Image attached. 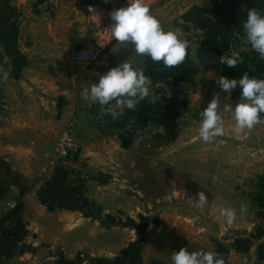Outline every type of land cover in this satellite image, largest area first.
Listing matches in <instances>:
<instances>
[{"label": "crops", "instance_id": "obj_1", "mask_svg": "<svg viewBox=\"0 0 264 264\" xmlns=\"http://www.w3.org/2000/svg\"><path fill=\"white\" fill-rule=\"evenodd\" d=\"M49 1L56 8L54 17L38 27L30 21L31 0H0V76L8 73L6 80H0V159L28 180L47 168L51 158L47 145L59 137L56 125L60 122L62 126L71 119L79 123L86 114L80 95L91 85L85 74L71 90L62 80L64 70L54 68L60 66L55 62L68 59L67 55L50 53L49 48L73 51L94 39L97 24L90 17L94 15L89 8L95 12L98 5L94 3L93 7L89 0ZM248 8L264 12V0H216L213 4L206 0L152 2L150 11L162 28L183 36L189 45L184 62L173 68L141 56L145 75L158 80L161 86L163 83L168 97H173L161 107L147 104V112L158 108L161 116L167 114L164 120L157 119V124L160 121L177 124L178 136H192L185 127L198 125L200 111L212 99L211 95L218 93L221 94L218 110L222 112L224 126L234 125L223 109L238 101L241 90L239 86L230 94L220 90L215 81L221 75L228 76V72L224 65L216 63L232 34L244 32L242 22ZM14 12L21 15L18 23L11 21ZM121 44L124 46L119 41L110 44L91 72H103L128 60L139 66V55L129 50V44H126L128 53L114 52ZM260 59L261 63L241 62L231 68L236 71L234 78L239 79L245 72L264 78V58ZM53 77L57 78L55 82L50 79ZM58 108L61 112L53 124L50 112ZM50 124L55 125L53 132L49 131ZM221 139L226 144L218 145L215 165L194 168L186 162L178 166L210 194L204 209L195 206V196L170 198L167 206L150 211L151 219L142 229L139 215L136 219L132 212L120 215V219L133 218L136 227L125 224L107 227L77 212H43L38 201L32 210L29 200L34 187L22 197L26 209L23 224L28 228V237L22 242L8 233L1 237L0 259L14 264H58L62 260L81 264L76 257L86 255L92 262L82 260L84 264L94 261L115 264L117 257H124L126 264H131L136 256L138 264H172V252L186 247L190 252L218 253L225 264H264V123L240 136L232 134ZM86 157L89 168H96L94 155ZM17 193L12 186L9 195L0 199V217L10 209L8 203L16 199ZM111 200L114 199L106 196L98 199L106 213L114 210ZM221 203L237 209V218L231 225L219 214ZM242 205L247 209L243 214L239 211Z\"/></svg>", "mask_w": 264, "mask_h": 264}, {"label": "rangeland", "instance_id": "obj_2", "mask_svg": "<svg viewBox=\"0 0 264 264\" xmlns=\"http://www.w3.org/2000/svg\"><path fill=\"white\" fill-rule=\"evenodd\" d=\"M89 1L93 7L95 4L98 5L97 10L92 14L94 18L90 14L91 19L98 26L100 20L109 15V10L102 0ZM31 10L33 19L30 21L36 23L38 27L47 24L54 17V14L47 18L36 12L32 0ZM20 19L21 15L14 12L11 21L18 23ZM91 42H93V39L88 43H83L73 51H61L57 47L49 48L50 53L63 52L67 55L68 59L55 62L60 66L54 68L64 70L65 74L62 80L67 86L70 85L71 90L76 88L78 81L84 79L85 74H87L86 80L88 79L87 81L92 84L97 81L98 75L104 72L99 70L94 73L91 72L92 67L100 58L90 65L76 64L73 61L74 52ZM116 42L117 40H114L111 44L115 45ZM129 50H133L131 44H129ZM114 52L118 54L128 53L126 44L124 43V46L122 44L118 45V47H115ZM89 71L91 74L88 73ZM235 74L236 71L232 69L226 77L231 79L234 78ZM75 76H78V80L75 79ZM50 79L55 82L57 78ZM161 84L162 86L152 87L149 96L144 101H140L135 110L126 109L125 114L115 120L110 115H104L98 104L89 106V103L82 99L85 102L86 114L81 117L80 122H74L71 119V121L66 120L62 126L60 122L56 125L59 137L71 126V136H74L79 145L77 169L74 171L65 170L67 176L63 182L52 178V173L59 170L56 163L59 137L55 141H50V144L47 145V151L51 154V158L47 168L35 179H29L30 182L34 183L33 188L36 187L35 190L31 189L33 195L31 196L32 200H29V204H33L32 210L34 204L38 201L43 212H77L84 218L96 219L100 226L106 225L109 227L108 225H112L116 227V225L125 224L129 227H136L133 218L120 219V215L132 212L136 214L134 215L136 219L139 215L141 220L139 221L140 229H142L143 224L151 219V217H148L150 211L157 209V207L167 206L170 203V198L196 197L199 191H203L208 196V201H210V194L201 189L193 181V178L191 179L190 176L181 172L178 166L186 162L194 168L207 166V164L209 166L215 165L218 145L226 144V142L222 141L221 136L217 137L212 144H206L199 140L196 129L200 121H198L197 126L193 124L190 128L184 126L192 136H178L179 125L175 124L177 135L173 140H169L164 122L156 123L159 118L164 120L167 114L164 113V116H161L162 113L158 108L151 113L141 109L143 105L148 103L159 106L172 100L173 97H168V91L163 87V83ZM73 97L74 95L71 96L72 99ZM139 108L140 111H138ZM59 112H61L59 108L54 112H50L52 122L58 119ZM53 124L55 123L53 122ZM54 127L55 125L50 124L49 131L53 132ZM232 127L231 124H227L223 136H232ZM230 139L227 138L226 141L232 143ZM226 148L231 149L232 147L226 146ZM93 155L96 168H89L86 156ZM194 174L200 175L198 173ZM208 175L211 177L212 174ZM105 196L114 199L110 201L115 205L112 207L114 209L112 212L108 210L106 213L103 205L98 202V199L105 198ZM25 216L26 209L23 202L22 211L17 218H8L2 224L3 229H0V238L8 233L14 235L20 242L24 241L23 239L28 237V228H25L23 224ZM87 257L83 255L82 257H76L75 260H79L81 264H84V262H81L82 260H85L86 263L92 262ZM59 259L58 257V262ZM11 264H14V261ZM58 264L67 263L62 260Z\"/></svg>", "mask_w": 264, "mask_h": 264}, {"label": "clouds", "instance_id": "obj_3", "mask_svg": "<svg viewBox=\"0 0 264 264\" xmlns=\"http://www.w3.org/2000/svg\"><path fill=\"white\" fill-rule=\"evenodd\" d=\"M90 12L94 9L89 8ZM111 36L125 44H131L136 55L146 56L152 62L162 63L165 68H173L184 62L189 45L183 36L173 31H165L159 20L152 15L146 0H125V5L109 12ZM246 41L251 48L264 58V12L256 8L246 10L242 22ZM240 62L239 54L221 55L219 63L229 68H236ZM8 73H3L0 80H6ZM220 90L230 94L239 86L241 92L234 105H225L223 111L230 114L234 125L231 132L240 136L245 130H251L257 124L264 123V78L243 73L239 79L219 76L215 81ZM150 77L144 70L128 60L108 68L98 75L95 83L85 87L81 96L89 106L99 105L104 115L114 120L125 114V110H135L140 101L150 93ZM220 96L214 93L207 106L200 111V122L196 129L197 138L206 144H212L217 137L225 134L222 112L219 111ZM114 102V105H113ZM196 207L204 209L209 201L203 191L196 194ZM241 206V214L246 212ZM220 216L231 225L237 218V209L218 206ZM172 264H225V260L215 252L203 250L189 251L181 247L171 254Z\"/></svg>", "mask_w": 264, "mask_h": 264}, {"label": "built area", "instance_id": "obj_4", "mask_svg": "<svg viewBox=\"0 0 264 264\" xmlns=\"http://www.w3.org/2000/svg\"><path fill=\"white\" fill-rule=\"evenodd\" d=\"M36 12H39L44 17H50L54 14L56 8L49 0H32ZM109 12L114 9L125 5V0H102ZM208 3H214L216 0H206ZM150 6L154 0H146ZM111 24L110 16L103 18L95 30L93 42L89 45L83 46L74 52L73 61L76 64L90 65L98 60L106 51L108 46L115 40L111 36L109 25ZM239 54L240 62L246 61L253 55H258L250 44L245 39L243 31H235L226 48L221 55L232 56ZM223 65V64H222ZM227 66V65H224ZM150 77V76H148ZM152 87L160 85V82L153 77H150ZM79 145L74 136H71V126H69L59 137L57 145L56 163L61 170L74 171L77 168V151ZM55 170V169H54ZM15 205V200H10L8 206L12 208Z\"/></svg>", "mask_w": 264, "mask_h": 264}, {"label": "trees", "instance_id": "obj_5", "mask_svg": "<svg viewBox=\"0 0 264 264\" xmlns=\"http://www.w3.org/2000/svg\"><path fill=\"white\" fill-rule=\"evenodd\" d=\"M250 62L252 63H261L260 56L253 55L249 57L246 61L242 62ZM224 70L229 72L231 68L228 66H224ZM141 109L146 110L147 104L143 105ZM139 108L138 111L141 110ZM166 131L168 132L169 140H173L177 135L176 126L174 123L166 124ZM67 173L64 170H56L52 173V178L63 182L66 179ZM55 185V182H54ZM16 187L18 190V196L15 199V205L10 208L3 216L0 217V229H3L2 224L6 219L13 217L16 219L17 216L21 213L23 208L22 197L26 195L34 186V183L29 181L26 177H24L19 171L14 170L9 163L0 159V199L5 198L9 195L10 187ZM132 248V247H131ZM12 261L7 259H0V264H11ZM126 263V259L124 257H117L115 264H124ZM93 264H99V261H94ZM131 264H138V258L135 256L134 260Z\"/></svg>", "mask_w": 264, "mask_h": 264}, {"label": "water", "instance_id": "obj_6", "mask_svg": "<svg viewBox=\"0 0 264 264\" xmlns=\"http://www.w3.org/2000/svg\"><path fill=\"white\" fill-rule=\"evenodd\" d=\"M139 59H140V64H139V67H141L143 69V61H142V57L139 56ZM216 64H219V56H217V63Z\"/></svg>", "mask_w": 264, "mask_h": 264}]
</instances>
